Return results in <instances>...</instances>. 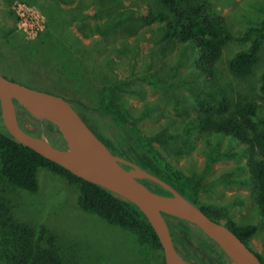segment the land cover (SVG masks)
Segmentation results:
<instances>
[{"label": "trees", "instance_id": "16d2710c", "mask_svg": "<svg viewBox=\"0 0 264 264\" xmlns=\"http://www.w3.org/2000/svg\"><path fill=\"white\" fill-rule=\"evenodd\" d=\"M25 1L39 4L47 14L50 28L45 33L44 44L49 41V37L57 39L54 43L58 50L56 54L65 58L64 66L76 64L83 68L88 65L92 70L94 67L101 68L102 63L106 64L104 67L111 66L113 74L106 72L102 75L103 85L98 90L97 103L89 106L81 101L75 107L97 121L103 136L96 133L114 155L159 176L218 221L228 217L227 207L212 201L201 203L196 194L197 185L201 181L197 182L195 176L209 172L212 165L227 156H235L238 161L246 157L244 164H239L228 174L231 178L234 176L232 182L253 185L257 204L264 215V114L260 115L259 104L248 96L240 93L236 96L231 81L219 74L218 64L224 45L235 36L228 30L225 17L216 10L217 2ZM76 19L82 22L77 28L78 32L92 40L86 47L71 30L74 23L72 20ZM57 20H61L60 26ZM53 29L59 35L54 34ZM147 32L155 38L154 54L159 60H164L176 47H179V51L169 68L161 66L155 71L135 75L133 70L140 52L138 44L144 37L141 34ZM250 34H254V38L249 47L237 51L230 60V72L238 77L250 74L259 57L264 42V18L257 25L248 27L241 39ZM62 35L67 38H62ZM132 38L133 44L129 42ZM117 57L130 59L129 75L119 76L116 64L119 63L121 67H125V64L117 62ZM182 68H186V75ZM148 87L156 91L159 97L150 98ZM184 89L189 93L184 92ZM260 92L264 98V72L261 75ZM131 97L141 100L142 105L135 107ZM162 99L173 101L170 113ZM14 102L24 109H17L19 123L21 116L28 115L37 125L39 132H31L32 135L41 138L43 131L50 132L54 145L66 146L64 138L52 122L29 112L18 100ZM161 118L165 123L157 130L147 131L141 127L146 119ZM110 126L117 128L128 151L120 150L111 141L108 134ZM226 137L243 145L241 153L224 151L222 140ZM191 147L200 148L206 157L203 172L191 169V175H186L168 164L165 155L191 160ZM40 168H47L75 185L77 201L83 209L136 233L138 244L150 245L164 256L157 233L136 204L21 143L6 129L0 118V179L21 189L37 192L41 188ZM244 171H248V175L242 177ZM225 223L247 243L257 230L255 224L237 225L230 218ZM195 227L205 240L210 241L215 257L211 263L228 264L231 260L220 246ZM61 244L49 231L43 230L38 234L30 223L18 219L7 204H0V264H69ZM258 255L264 264V258ZM162 262L166 264L164 257Z\"/></svg>", "mask_w": 264, "mask_h": 264}, {"label": "rangeland", "instance_id": "374dc122", "mask_svg": "<svg viewBox=\"0 0 264 264\" xmlns=\"http://www.w3.org/2000/svg\"><path fill=\"white\" fill-rule=\"evenodd\" d=\"M213 1L217 2L216 10L225 17L228 30L235 36V38L226 41L224 45L223 55L218 64L219 74L224 79L231 81L236 96L240 93L258 103L261 109L260 115H263L264 98L260 92V83L261 75L264 72V42L250 74L243 77L235 76L230 72L229 65L233 55L239 50L247 49L254 38V34H250L245 39H241L248 27L257 25L264 18V0ZM16 2L33 6L41 12L45 19L42 31L29 35L19 27V19L13 8ZM55 18L57 19L58 16ZM57 21L60 26L61 20ZM72 21L74 22L71 27L73 35L76 34L81 38L84 47L91 44L92 40L84 37L77 30L78 26L82 24L81 20ZM49 28L48 16L39 4L28 3L25 0L10 2L0 0V73L32 87L64 94L72 99L71 102L76 107L81 101L93 106L99 99L98 90L103 85L101 83L102 75L106 72L113 74L111 66L104 67L106 64L102 63L101 68L95 69L94 67L93 70L88 65L83 68L76 64L64 66L65 58L56 54L58 50L55 49L54 43L57 39L49 37V41L44 44L46 41L44 36ZM53 32H55L54 29ZM141 35L144 37L138 44L140 52L133 73L136 75L137 73L152 72L161 66L169 68L178 54L179 47L169 53L164 60H159L154 54L156 49L154 36L148 32ZM62 38H67V36L62 35ZM129 42L133 44L134 39H130ZM116 60L125 64V67H121L119 63V65L116 64L119 76L121 74L124 77L129 75L130 59L122 60L117 57ZM182 72L186 75V68H182ZM122 75L121 77H123ZM177 75L179 77V73ZM63 88L64 90H62ZM148 90L150 98L159 97V94L151 87H148ZM185 91L189 93L188 90L184 89ZM131 101L135 107L142 105V101L135 97H131ZM162 102L170 113L173 101L168 102V100L162 99ZM17 109L22 110L23 108L17 104L13 106V115L18 127L27 135H32L31 132L38 133L39 129L30 116H21V123H19ZM84 117L91 127L103 136L97 121L87 114H84ZM164 123L162 118L160 120L146 119L141 123V127L147 131H153ZM108 134L111 141L117 144L120 150L128 151V146L117 128L110 126ZM41 135V138L46 142L52 143V133L43 131ZM222 141L224 151L229 150L230 153H237L244 149L242 144H236L228 137ZM191 154L193 156L191 160L171 155H165V158L172 168L186 175H191V169L203 172L206 168L204 153L198 147H191ZM227 157L212 165L209 172L195 176L197 182L201 181V184L197 185L196 194L201 203L212 201L227 207L228 217L222 221L226 222L230 218L237 225L255 224L257 230L249 243L264 258V215L257 204L253 185L232 182V179L235 178L234 176L231 178V175L228 174V171L237 168L239 164H244L246 157L240 161L235 159V156ZM125 161L128 165L122 164L124 169L129 170L137 167L128 160ZM190 161H193L194 164H191ZM247 175L248 171L241 174L242 177ZM39 179L41 188L37 192L21 189L0 179V204H7L18 219L30 223L38 234H41L43 230L49 231L58 241H61L62 251L69 264H163L164 256L160 254V251L151 248L150 245L145 246L140 242L138 244L136 233L112 224L96 213L86 211L79 206L77 188L66 178L47 168H40ZM134 179L155 190L166 191L144 177H134ZM167 220L176 247L188 260L196 264H212L215 257L210 247V241L208 242L198 233L194 224L173 217H168ZM228 264L234 263L229 261Z\"/></svg>", "mask_w": 264, "mask_h": 264}, {"label": "water", "instance_id": "95a60500", "mask_svg": "<svg viewBox=\"0 0 264 264\" xmlns=\"http://www.w3.org/2000/svg\"><path fill=\"white\" fill-rule=\"evenodd\" d=\"M6 97L27 99L44 108L47 115L44 118L59 130L66 146L34 142L32 138L38 137L27 135L18 127L15 119H11L6 107ZM0 118L6 129L21 143L57 162L59 161L53 155L77 161L93 177L86 179L136 204L157 233L166 264H196L183 256L176 247L167 220L168 215L196 225L220 246L234 264H263L257 251L224 221L213 219L171 184L137 165L129 170L124 169L121 162L115 160L116 155L110 151L107 143L88 123L84 114L77 110L65 95L29 86L0 73ZM134 177L149 179L161 185L166 191L155 190L135 180Z\"/></svg>", "mask_w": 264, "mask_h": 264}, {"label": "bare ground", "instance_id": "6f19581e", "mask_svg": "<svg viewBox=\"0 0 264 264\" xmlns=\"http://www.w3.org/2000/svg\"><path fill=\"white\" fill-rule=\"evenodd\" d=\"M15 99L18 100L21 105L25 106L28 109V111L33 113L34 115H36L40 118H44L47 116L44 108L40 107L39 105H37L36 103H34L30 100L23 99V98H17V97H6L7 111H8V114L10 115L12 120H14L13 106L15 104V102H14ZM32 140L36 143H39V144H45L46 143V141L44 139H40V138H32ZM53 156L56 160L67 165L70 169H72L77 174H79L85 178H88V179L93 178L92 175L88 172V170L85 169L77 161L72 160L70 158L60 156V155H53ZM115 160L120 161L121 163H124L127 165V162L118 156L115 157ZM126 176H127V178H129L127 174H126Z\"/></svg>", "mask_w": 264, "mask_h": 264}, {"label": "built area", "instance_id": "2783aa9c", "mask_svg": "<svg viewBox=\"0 0 264 264\" xmlns=\"http://www.w3.org/2000/svg\"><path fill=\"white\" fill-rule=\"evenodd\" d=\"M13 8L19 19V27L27 34H37L42 31L45 19L35 7L22 2H16Z\"/></svg>", "mask_w": 264, "mask_h": 264}, {"label": "flooded vegetation", "instance_id": "af4514ba", "mask_svg": "<svg viewBox=\"0 0 264 264\" xmlns=\"http://www.w3.org/2000/svg\"><path fill=\"white\" fill-rule=\"evenodd\" d=\"M100 135H101V134H100ZM214 203H215V204H218V205L220 204V203H216V202H214ZM220 205H222V204H220ZM219 208H221V209H222V207H221V206H220ZM212 209H213L214 211H217V209H216V208H213V207H212ZM221 209H220V210H221Z\"/></svg>", "mask_w": 264, "mask_h": 264}]
</instances>
